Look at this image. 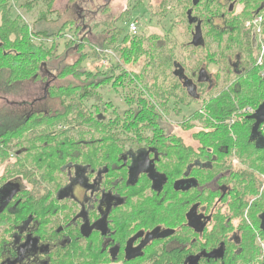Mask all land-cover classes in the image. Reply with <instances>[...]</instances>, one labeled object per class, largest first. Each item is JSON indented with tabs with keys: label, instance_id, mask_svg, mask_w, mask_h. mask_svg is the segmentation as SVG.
<instances>
[{
	"label": "trees",
	"instance_id": "16d2710c",
	"mask_svg": "<svg viewBox=\"0 0 264 264\" xmlns=\"http://www.w3.org/2000/svg\"><path fill=\"white\" fill-rule=\"evenodd\" d=\"M53 1L32 0V5L46 4L51 14ZM171 2L161 0L151 16L159 19L162 33H130L132 9L123 19L104 22L109 28L101 47L120 57L112 72L84 69L87 42L79 38L78 44H68V49H78V58L49 78L41 74L59 58L55 42L67 37L66 28L49 34L34 31L14 17L12 0H0V90L10 92L44 78L48 97L19 116L0 112V159L17 158L5 168V179L15 177L10 176L15 170L23 183L21 195L1 216L2 261L19 257L13 239L30 223L26 233L43 245L55 243L47 264H110L108 247H123L137 232L157 227L170 230L159 242L161 254L150 249L144 263L124 264H186L197 253L196 264L264 263V144H259L264 142V123L257 127L256 119L264 102V0ZM238 6L243 7L240 13ZM85 21L84 15L78 18L75 34L89 27ZM184 24L190 27L187 45L175 36ZM197 28L199 45L194 41ZM189 48L194 51L185 54ZM197 50L204 57L188 65ZM114 70L120 71L117 78L111 76ZM222 71L226 74L219 90ZM108 86L129 91L128 109L114 110L109 119L101 116L108 106L100 110L99 94ZM164 118L193 132L196 147L167 131ZM142 150L162 177L160 190L145 174L129 182L130 154ZM74 166L90 180L101 173V191L126 199L109 216V237L95 233L84 238L74 221L78 203L58 201ZM194 207L208 221L202 232L187 224L186 214ZM216 251L219 255L210 257ZM35 261L42 264V257ZM21 264L30 263L25 258Z\"/></svg>",
	"mask_w": 264,
	"mask_h": 264
},
{
	"label": "rangeland",
	"instance_id": "374dc122",
	"mask_svg": "<svg viewBox=\"0 0 264 264\" xmlns=\"http://www.w3.org/2000/svg\"><path fill=\"white\" fill-rule=\"evenodd\" d=\"M14 8V17H20L22 21H25L30 27L37 32H46V33H57L64 26L66 28L65 34L66 38L57 40L55 42L57 56L59 57L51 65L49 64V71H43L41 77L56 76L61 67L65 64L73 63V61L78 58V49H68L69 42H75L78 44L79 38L86 40L87 45L84 48L83 52L88 54V58L83 63V67L86 71L96 72L97 69L101 70L102 73L112 72L114 69L112 66L120 63V57L115 52L103 51L101 47L102 37L105 36L104 32L108 33V26L104 25V22L111 20L112 17L116 16L117 18L127 16L129 9H132V21L138 23L139 33L145 32L150 34L152 32H160L161 25L158 18H153L151 20L153 11L156 10L157 6L160 4L161 0H85L87 3L84 4L83 0H54L51 4V10L53 13L48 14L49 7L46 4L39 3L32 5V0H12ZM176 0L171 2L175 3ZM24 5V6H23ZM27 6V7H26ZM48 14V15H47ZM84 15L86 19V25L89 26L84 32L80 31L78 35L76 33V27L78 26V18ZM109 20V21H110ZM122 21V20H121ZM69 23L72 26H69ZM84 24V23H83ZM123 26L126 32H129L128 26L119 23ZM92 28V30H90ZM78 30V29H77ZM190 27L188 24L181 25L175 29V36L178 41L182 44H188L191 42L190 36ZM91 32V33H90ZM202 36V34H200ZM51 45V42H47ZM74 43V44H75ZM76 44V47H77ZM69 50V51H68ZM191 51H194L193 48L186 50L185 54H191ZM99 53L103 58H95V54ZM184 51L179 52V57L183 58ZM109 55L107 58L106 56ZM191 63L188 65H194V61L198 58L204 57V52L202 50H197ZM90 56V57H89ZM198 61V60H197ZM214 74L218 72L217 67L210 68ZM48 75H47V74ZM226 72L222 71L220 78V88L221 90L224 86V76ZM113 78L120 76V71L114 70L111 73ZM44 78H42L43 80ZM30 81L25 84H19L16 86L15 90L10 92H4L3 87L0 90V112L4 114H19L25 109H31L34 106L40 105L44 100H46L47 87L45 86L44 81ZM129 91L124 88L114 89L112 86H108L99 90V94L102 97L100 110H103L104 107L108 106L107 110L102 111V116H106L108 119L112 117V112L114 110L123 113L128 109L126 104V97ZM96 101H93V104L96 105ZM99 103V102H98ZM92 104V103H91ZM112 105L113 107H109ZM199 107L194 105L193 109L197 110ZM192 109V110H193ZM13 113V114H12ZM164 118L163 126L167 131H175L178 135L182 136L186 143L196 147V143L192 138L193 132H183L177 124H170ZM233 124L234 122H229ZM259 144H264V142H259ZM83 195H80L82 198ZM264 241V240H263ZM119 264V263H118Z\"/></svg>",
	"mask_w": 264,
	"mask_h": 264
},
{
	"label": "flooded vegetation",
	"instance_id": "af4514ba",
	"mask_svg": "<svg viewBox=\"0 0 264 264\" xmlns=\"http://www.w3.org/2000/svg\"><path fill=\"white\" fill-rule=\"evenodd\" d=\"M242 9V6H238L237 13H240ZM256 32H261V29ZM254 39L256 41V45L254 42V46L256 47L258 44L256 35H254ZM261 43L262 54L264 55V42L261 40ZM22 151L23 149L19 150L18 153ZM16 159V155H12L4 162V159H0V264H21L25 258L29 260L30 264H40L36 263L35 260L41 257L42 264H47L52 250L55 248V243L43 245L38 238L26 233L30 228V223L23 229L24 232H22L19 237L16 236L13 239L14 244L17 245L19 257L16 259L7 258L6 261L1 260V237L3 234L1 216L10 205L12 206L17 197L21 195L23 187L21 186L23 183L16 177L17 171L15 170H11L10 174V176L14 175L15 177H11L8 181L5 179V168L10 165V163H17ZM130 159L132 161L129 168L130 183L137 182L139 176L145 174L147 178L152 181L154 190H160L162 188V177L155 171L153 160L149 159V154L146 150L139 151L136 154H130ZM86 177L85 172L79 169L78 166L71 167L69 170V185L59 192L58 201L66 202L71 200L78 203V214L75 216L74 221L79 222L81 233L84 238H89L95 233H98V235L102 237H109V216L113 209L124 206L126 199L110 192L101 191V173L96 174L91 180ZM160 193L161 192H158L156 194L159 195ZM80 195H83V197L80 198ZM93 211H96V216L98 218H95L96 216L93 218ZM186 217L188 221L187 224L191 228H194L196 232H202L208 222L205 215L200 214L196 207L190 209ZM60 231L62 230L60 229L59 232ZM169 232L170 230L162 229L161 227H157L153 231L148 232L141 230L123 247L119 245L108 247V253L112 259V263L110 264H124L125 262L130 263L139 260L144 263L147 260V258L144 257H146L150 249L159 250L161 254L162 245L159 242L161 239L166 238ZM174 232L175 231L172 233ZM63 242L65 241H60V243ZM105 242L108 243L107 241ZM219 253V251H216L214 255H210V257H217ZM200 257L201 255L197 253L189 257L186 264H196L200 261Z\"/></svg>",
	"mask_w": 264,
	"mask_h": 264
},
{
	"label": "water",
	"instance_id": "95a60500",
	"mask_svg": "<svg viewBox=\"0 0 264 264\" xmlns=\"http://www.w3.org/2000/svg\"><path fill=\"white\" fill-rule=\"evenodd\" d=\"M200 34H201L200 30L198 29V33H197V35L194 38V41L198 45L200 43H202V36ZM254 42H255V45H256L255 39H254ZM256 119H257V127L264 123V102H263V104L261 105L260 109L258 110V112L256 114ZM261 221H262L261 222V229L264 231V213L261 216Z\"/></svg>",
	"mask_w": 264,
	"mask_h": 264
},
{
	"label": "built area",
	"instance_id": "2783aa9c",
	"mask_svg": "<svg viewBox=\"0 0 264 264\" xmlns=\"http://www.w3.org/2000/svg\"><path fill=\"white\" fill-rule=\"evenodd\" d=\"M261 21H262V19L260 18V19H258V20L255 21V24L259 25V24L261 23ZM129 30H130V33H132V34H137V33L139 32V26H138V23L135 22V21H134V22H131V23L129 24ZM106 57L108 58L109 55H107ZM261 245H262V248H264V242L261 243Z\"/></svg>",
	"mask_w": 264,
	"mask_h": 264
}]
</instances>
